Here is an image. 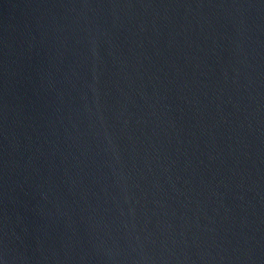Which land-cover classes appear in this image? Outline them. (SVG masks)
<instances>
[{
	"label": "water",
	"instance_id": "water-1",
	"mask_svg": "<svg viewBox=\"0 0 264 264\" xmlns=\"http://www.w3.org/2000/svg\"><path fill=\"white\" fill-rule=\"evenodd\" d=\"M0 264H264V0H0Z\"/></svg>",
	"mask_w": 264,
	"mask_h": 264
}]
</instances>
